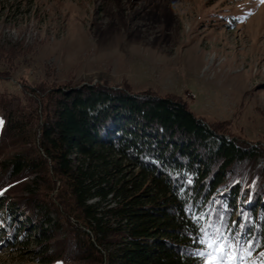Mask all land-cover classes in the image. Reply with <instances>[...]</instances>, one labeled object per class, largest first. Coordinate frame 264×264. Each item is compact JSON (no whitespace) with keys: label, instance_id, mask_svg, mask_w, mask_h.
<instances>
[{"label":"trees","instance_id":"trees-1","mask_svg":"<svg viewBox=\"0 0 264 264\" xmlns=\"http://www.w3.org/2000/svg\"><path fill=\"white\" fill-rule=\"evenodd\" d=\"M16 59L0 48L1 64ZM18 87L0 90L1 245L30 264H200L197 227L211 223L250 241L243 264H264L262 141L174 93L106 79Z\"/></svg>","mask_w":264,"mask_h":264},{"label":"rangeland","instance_id":"rangeland-1","mask_svg":"<svg viewBox=\"0 0 264 264\" xmlns=\"http://www.w3.org/2000/svg\"><path fill=\"white\" fill-rule=\"evenodd\" d=\"M1 47L18 59L13 68L0 61L12 72L0 90L18 92L19 79H106L180 95L197 116L229 119L264 143L260 0H0ZM33 257L0 244V264Z\"/></svg>","mask_w":264,"mask_h":264},{"label":"snow or ice","instance_id":"snow-or-ice-1","mask_svg":"<svg viewBox=\"0 0 264 264\" xmlns=\"http://www.w3.org/2000/svg\"><path fill=\"white\" fill-rule=\"evenodd\" d=\"M264 3V0H260ZM3 121L0 120V125ZM204 219V214L198 216L193 214V223ZM242 227V225H241ZM196 243L203 246L202 249H197L196 255L202 257L200 264H237V261H243V254L247 249L252 247L250 241H244L247 249L241 245L240 234L237 233L235 238L229 240L220 230L211 223L207 225L200 224L197 227ZM250 254V252H249ZM264 256V252L260 254Z\"/></svg>","mask_w":264,"mask_h":264}]
</instances>
